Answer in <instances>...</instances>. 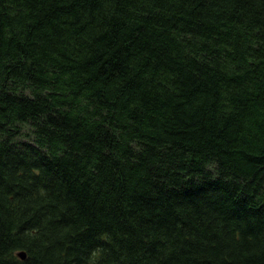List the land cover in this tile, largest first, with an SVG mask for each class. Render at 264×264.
Masks as SVG:
<instances>
[{
  "label": "trees",
  "instance_id": "16d2710c",
  "mask_svg": "<svg viewBox=\"0 0 264 264\" xmlns=\"http://www.w3.org/2000/svg\"><path fill=\"white\" fill-rule=\"evenodd\" d=\"M0 264H264V0H0Z\"/></svg>",
  "mask_w": 264,
  "mask_h": 264
},
{
  "label": "rangeland",
  "instance_id": "374dc122",
  "mask_svg": "<svg viewBox=\"0 0 264 264\" xmlns=\"http://www.w3.org/2000/svg\"><path fill=\"white\" fill-rule=\"evenodd\" d=\"M109 9V7H108V5L105 3V9H104V11H106V10H108ZM103 12V11H102ZM83 43H88V40H86L85 38L83 39ZM233 94V90L231 91V95ZM219 116L222 118V119H227V116L228 115H225V114H222V113H220L219 114ZM105 154H107L108 156H110L111 155V153L110 152H108V151H105ZM111 157V156H110ZM112 158V157H111ZM112 159H114V158H112ZM136 162V161H135ZM122 164H124V162H122ZM10 167V168H9ZM9 167H8V169H7V176L9 177V178H13V176H16L15 175V166H14V164L13 163H10V165H9ZM13 170H12V169ZM15 169V170H14Z\"/></svg>",
  "mask_w": 264,
  "mask_h": 264
},
{
  "label": "water",
  "instance_id": "95a60500",
  "mask_svg": "<svg viewBox=\"0 0 264 264\" xmlns=\"http://www.w3.org/2000/svg\"><path fill=\"white\" fill-rule=\"evenodd\" d=\"M20 256H23V257H24V255H23V254H20Z\"/></svg>",
  "mask_w": 264,
  "mask_h": 264
}]
</instances>
